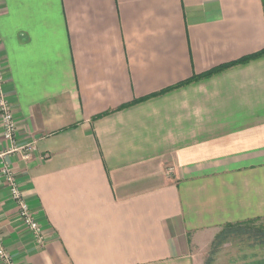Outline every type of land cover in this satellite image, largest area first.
Returning <instances> with one entry per match:
<instances>
[{
  "label": "crops",
  "instance_id": "crops-1",
  "mask_svg": "<svg viewBox=\"0 0 264 264\" xmlns=\"http://www.w3.org/2000/svg\"><path fill=\"white\" fill-rule=\"evenodd\" d=\"M0 55L17 143L36 142L0 157L16 264H202L264 218V0H0Z\"/></svg>",
  "mask_w": 264,
  "mask_h": 264
},
{
  "label": "rangeland",
  "instance_id": "rangeland-1",
  "mask_svg": "<svg viewBox=\"0 0 264 264\" xmlns=\"http://www.w3.org/2000/svg\"><path fill=\"white\" fill-rule=\"evenodd\" d=\"M9 142L11 147L4 153L0 152V157L6 153H19L25 160L30 157H26L30 152L23 149L16 139ZM10 168L14 169L12 165ZM200 259L202 264H264V218L249 224L224 227L213 242L212 251L201 252Z\"/></svg>",
  "mask_w": 264,
  "mask_h": 264
},
{
  "label": "built area",
  "instance_id": "built-area-1",
  "mask_svg": "<svg viewBox=\"0 0 264 264\" xmlns=\"http://www.w3.org/2000/svg\"><path fill=\"white\" fill-rule=\"evenodd\" d=\"M6 68L2 56L0 55V120L3 129V135L9 141L16 139L17 124L14 116L13 104L10 102L5 93L6 84ZM36 147L34 140L29 141L22 148L32 152ZM30 153L26 156L29 157ZM1 156V155H0ZM1 174L5 180V184L10 190L11 198L18 206L19 218L25 223L29 230L34 234L37 243L43 246L45 241V232L43 226L36 220L33 211L27 203L17 180L16 172L10 168L8 162H3ZM0 258L4 264H16L11 253H9L4 244L3 238L0 237Z\"/></svg>",
  "mask_w": 264,
  "mask_h": 264
},
{
  "label": "trees",
  "instance_id": "trees-1",
  "mask_svg": "<svg viewBox=\"0 0 264 264\" xmlns=\"http://www.w3.org/2000/svg\"><path fill=\"white\" fill-rule=\"evenodd\" d=\"M255 56H258V55H255ZM255 56H251V57L244 58V59H242V60L239 61V62H245V61H247V60H249V59H251V58H253V57H255ZM239 62H237V63H239ZM229 66H230V65H224V66H221V67H219L218 69L209 72L208 74H206V76L212 75L213 73L218 72V71H220V70H222V69H224V68H226V67H229ZM257 220H259V219H257ZM254 221H256V220L250 221V222L245 223V224H249V223H252V222H254ZM243 225H244V224H243Z\"/></svg>",
  "mask_w": 264,
  "mask_h": 264
},
{
  "label": "bare ground",
  "instance_id": "bare-ground-1",
  "mask_svg": "<svg viewBox=\"0 0 264 264\" xmlns=\"http://www.w3.org/2000/svg\"><path fill=\"white\" fill-rule=\"evenodd\" d=\"M2 153V152H1ZM4 153V152H3ZM11 165V164H10Z\"/></svg>",
  "mask_w": 264,
  "mask_h": 264
}]
</instances>
